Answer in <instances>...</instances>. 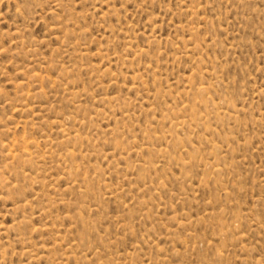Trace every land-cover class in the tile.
<instances>
[{
  "label": "rangeland",
  "instance_id": "1",
  "mask_svg": "<svg viewBox=\"0 0 264 264\" xmlns=\"http://www.w3.org/2000/svg\"><path fill=\"white\" fill-rule=\"evenodd\" d=\"M0 264H264V0H0Z\"/></svg>",
  "mask_w": 264,
  "mask_h": 264
}]
</instances>
